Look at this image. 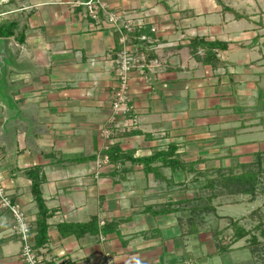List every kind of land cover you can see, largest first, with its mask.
Listing matches in <instances>:
<instances>
[{"label": "crops", "instance_id": "obj_1", "mask_svg": "<svg viewBox=\"0 0 264 264\" xmlns=\"http://www.w3.org/2000/svg\"><path fill=\"white\" fill-rule=\"evenodd\" d=\"M82 1L0 0V25H13L0 36V181L23 209L36 249L38 169L49 216L36 252L47 264H261L250 238L264 242L261 230L231 242L229 219L264 229V215L253 214L262 192L210 190L214 174L133 159L174 143L179 159L205 172L264 152V0H104L144 21L133 33L97 25ZM142 33L160 65L131 71L128 110L111 125L113 59L123 46L143 45ZM195 37L227 47L202 63L190 51ZM114 145L123 155L111 162ZM211 192L217 216L203 211ZM12 223L0 209V264H24ZM220 243L231 244L222 251Z\"/></svg>", "mask_w": 264, "mask_h": 264}, {"label": "trees", "instance_id": "obj_2", "mask_svg": "<svg viewBox=\"0 0 264 264\" xmlns=\"http://www.w3.org/2000/svg\"><path fill=\"white\" fill-rule=\"evenodd\" d=\"M13 31V25L11 23L7 24H1L0 25V36L7 37L11 35ZM191 54L202 63H214L216 51L218 49H224L227 47V44L225 42L217 41V40H205L204 38L195 37L190 40L189 43ZM200 48L202 51H200ZM264 93H259L258 102L261 106L264 107ZM177 145L174 143H171L168 145L167 149L160 150L155 153H153L150 157L147 159H133L134 161L138 162H147L155 159H160L163 161V164L169 165L172 169H182L185 171H189L194 173V175H202V174H208V175H215V177H208L206 187H209L210 190H214L215 185H221L226 190H230L231 192H237V193H243L248 194L250 198H254L258 192L264 193V188H261V179L264 176V152L259 151L255 153L252 160L250 162L239 164L236 167H226V168H217L213 170H206L203 171H196L193 168V164L185 163L181 159H179V156L176 152ZM106 155L111 162H116L122 157L123 153L114 145L107 149ZM31 192L33 195V198L36 202L38 211H37V220H36V239H35V250L37 248L43 246L47 242V219L49 216V212L45 206L44 199L41 194L40 184L42 181V178L40 176V173L38 172V169L35 168L33 172L31 173ZM216 193L211 192L207 197V201H205V208L203 211H207L208 214H211L214 216L215 211L213 207L210 205L211 199L215 197ZM204 207V206H202ZM195 209L192 210V215L196 216L199 215V211L195 212ZM257 211H254L256 213ZM200 216V215H199ZM229 224L233 228V239L238 240L239 238H242L246 236L247 234H251L252 231H259L261 230L262 236H264V229L259 226V224L254 228L246 229L242 225H240L237 221H232L229 219ZM193 221V220H191ZM197 230L195 227L190 228L191 231ZM252 242L254 243V249L258 255V258L260 259V263L264 264V242L258 241V238L256 235L251 234L250 235ZM231 243L226 244H219V248L222 251H227L229 249ZM44 264H47L44 262Z\"/></svg>", "mask_w": 264, "mask_h": 264}, {"label": "built area", "instance_id": "obj_3", "mask_svg": "<svg viewBox=\"0 0 264 264\" xmlns=\"http://www.w3.org/2000/svg\"><path fill=\"white\" fill-rule=\"evenodd\" d=\"M77 4L84 8V16L95 21L97 25L99 23H108L119 31L133 33V31L140 29L144 24V21L139 18L128 17L120 12L108 9L104 0H85L77 2ZM155 31L156 28L152 26L150 32ZM131 35L134 37L133 34ZM136 37L139 41L144 42V44L140 47H136L135 45L123 46L113 59L117 87L111 103V115L109 117L111 125L115 123L117 116L128 110V88L131 71L144 72L145 69H151L160 65L159 59L150 57L148 54V48L153 44L152 40L144 33L138 34ZM126 39H128L126 35L121 37L123 42ZM108 131V128H103L101 133L104 137L108 138ZM0 209L8 210L12 216V228L22 244L21 258L24 264H44L41 256L33 247L31 240L33 232L26 220L23 209L18 203L11 201L1 181ZM109 257L110 255L107 254V258Z\"/></svg>", "mask_w": 264, "mask_h": 264}, {"label": "rangeland", "instance_id": "obj_4", "mask_svg": "<svg viewBox=\"0 0 264 264\" xmlns=\"http://www.w3.org/2000/svg\"><path fill=\"white\" fill-rule=\"evenodd\" d=\"M260 184H261V188H264V176H263V178L261 179V182H260ZM261 194H264V193H261ZM259 202H258V204L259 205H261L260 207V209H261V211H259V213L258 212H256V213H254V214H256V215H260V213L261 214H263L264 215V195H259ZM263 218H264V216H262ZM256 219V218H255ZM255 221H257V220H255ZM257 231V230H256Z\"/></svg>", "mask_w": 264, "mask_h": 264}, {"label": "water", "instance_id": "obj_5", "mask_svg": "<svg viewBox=\"0 0 264 264\" xmlns=\"http://www.w3.org/2000/svg\"><path fill=\"white\" fill-rule=\"evenodd\" d=\"M4 43H5V40L3 39H0V44H1V47H3V49L1 50L2 51V54L5 56V51H4ZM1 68V67H0ZM1 70V69H0Z\"/></svg>", "mask_w": 264, "mask_h": 264}]
</instances>
